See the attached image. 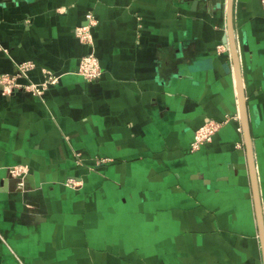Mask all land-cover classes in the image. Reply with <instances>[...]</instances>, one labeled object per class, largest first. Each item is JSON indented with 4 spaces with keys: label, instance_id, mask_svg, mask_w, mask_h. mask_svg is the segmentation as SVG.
<instances>
[{
    "label": "crops",
    "instance_id": "0c3cea01",
    "mask_svg": "<svg viewBox=\"0 0 264 264\" xmlns=\"http://www.w3.org/2000/svg\"><path fill=\"white\" fill-rule=\"evenodd\" d=\"M232 23L264 216V6ZM227 32L223 0H0V74L58 76L0 83V264H264Z\"/></svg>",
    "mask_w": 264,
    "mask_h": 264
},
{
    "label": "built area",
    "instance_id": "2783aa9c",
    "mask_svg": "<svg viewBox=\"0 0 264 264\" xmlns=\"http://www.w3.org/2000/svg\"><path fill=\"white\" fill-rule=\"evenodd\" d=\"M261 4L264 6V0H260ZM97 24V20L92 12H88L85 15V22L82 25H79L75 28L74 34L75 37L86 45L92 46L93 36L92 29ZM219 50L227 49V46L219 45ZM34 67V64L30 61L20 62L17 65L18 72L15 75H9L6 73L0 74V83L3 84L7 93L14 90H26L32 95L40 96L43 92L48 89L50 86L56 85L58 82V76L52 74L49 71L44 70L45 79L40 83H28L26 85L17 82V77L26 76L28 71ZM77 74L83 78L85 81H94L97 80L101 74L102 69L99 64V60L96 57L95 53L90 50L81 56L78 64ZM234 119H238L239 115H233ZM227 122V120H224ZM224 121H214L209 120L201 124L194 132L193 139L190 143L189 150L196 151L210 141L213 135L218 130L220 123ZM13 173V170H12ZM14 174V173H13Z\"/></svg>",
    "mask_w": 264,
    "mask_h": 264
},
{
    "label": "water",
    "instance_id": "95a60500",
    "mask_svg": "<svg viewBox=\"0 0 264 264\" xmlns=\"http://www.w3.org/2000/svg\"><path fill=\"white\" fill-rule=\"evenodd\" d=\"M223 1L225 2V13L227 16V31H228L227 37L224 39V43H226V45L229 48L231 59L233 62V69L236 77V82H237L239 118L242 126L244 144L247 153L248 169H249V175H250L251 187L253 193L255 219L258 228L259 240L261 244L263 263H264V216L261 208V200L257 185L256 169L253 159V150H252L250 126L247 115V106H246L245 94H244L243 84L240 74L238 46L234 37L233 23H232V12L235 1L249 2L251 0H223Z\"/></svg>",
    "mask_w": 264,
    "mask_h": 264
},
{
    "label": "rangeland",
    "instance_id": "374dc122",
    "mask_svg": "<svg viewBox=\"0 0 264 264\" xmlns=\"http://www.w3.org/2000/svg\"><path fill=\"white\" fill-rule=\"evenodd\" d=\"M218 122V121H217ZM225 121L224 122H222V123H220V126H219V128H218V130L217 131H215V132H218L219 131V129L220 128H222L223 127V125H225ZM215 135V134H214ZM213 135V136H214ZM213 138V137H212ZM212 138H211V140H212ZM210 140V141H211ZM210 141H208V142H206V143H209ZM13 170V173L15 174H13L16 178L17 177H20V174L22 173V169H19V167L18 168H14V169H12ZM66 185H69V186H71V187H77V185H76V183H75V181L73 180V179H68V181L66 182Z\"/></svg>",
    "mask_w": 264,
    "mask_h": 264
}]
</instances>
